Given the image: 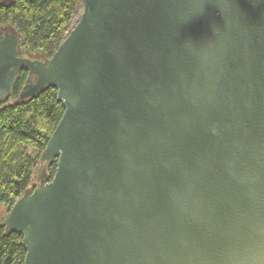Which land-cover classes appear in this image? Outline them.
Masks as SVG:
<instances>
[{
	"label": "water",
	"instance_id": "95a60500",
	"mask_svg": "<svg viewBox=\"0 0 264 264\" xmlns=\"http://www.w3.org/2000/svg\"><path fill=\"white\" fill-rule=\"evenodd\" d=\"M80 1L51 58L0 26V104L64 108L0 219L24 264H264V0Z\"/></svg>",
	"mask_w": 264,
	"mask_h": 264
},
{
	"label": "trees",
	"instance_id": "16d2710c",
	"mask_svg": "<svg viewBox=\"0 0 264 264\" xmlns=\"http://www.w3.org/2000/svg\"><path fill=\"white\" fill-rule=\"evenodd\" d=\"M80 13V0H13L0 6V26L11 24L24 39L25 49L51 58ZM26 77L20 72L10 99L0 104V207L4 215L30 187L39 155L64 113L53 89L16 104ZM25 148L34 150L36 159ZM55 169L56 161L48 169L50 180ZM21 242L20 235L5 234L0 225V264H24Z\"/></svg>",
	"mask_w": 264,
	"mask_h": 264
},
{
	"label": "rangeland",
	"instance_id": "374dc122",
	"mask_svg": "<svg viewBox=\"0 0 264 264\" xmlns=\"http://www.w3.org/2000/svg\"><path fill=\"white\" fill-rule=\"evenodd\" d=\"M26 153L33 159H36L37 157V153L30 149V148H25ZM5 210L3 209V207H0V219L4 216Z\"/></svg>",
	"mask_w": 264,
	"mask_h": 264
}]
</instances>
